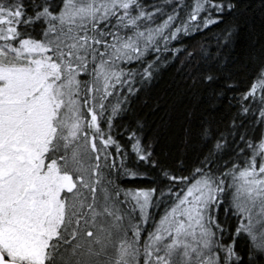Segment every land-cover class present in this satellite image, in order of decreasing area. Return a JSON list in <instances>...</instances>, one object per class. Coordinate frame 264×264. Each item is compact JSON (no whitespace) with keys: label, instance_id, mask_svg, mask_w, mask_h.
<instances>
[{"label":"snow or ice","instance_id":"1","mask_svg":"<svg viewBox=\"0 0 264 264\" xmlns=\"http://www.w3.org/2000/svg\"><path fill=\"white\" fill-rule=\"evenodd\" d=\"M256 16L264 37V0H0V264H264V39L231 56ZM169 67L202 149L130 187L158 165L135 101Z\"/></svg>","mask_w":264,"mask_h":264},{"label":"trees","instance_id":"2","mask_svg":"<svg viewBox=\"0 0 264 264\" xmlns=\"http://www.w3.org/2000/svg\"><path fill=\"white\" fill-rule=\"evenodd\" d=\"M226 24L213 25L210 30H203L194 35L183 37L186 47H199L201 44H209L215 47L216 36ZM261 37V25L259 17L245 18L241 23V29L231 49V56L237 65L246 60L248 52L258 47ZM252 72L241 70L237 75L240 87H247L251 81ZM139 114L149 123V134L156 138L151 140L154 158L158 161L156 167H150L142 161H137L136 166L148 173L144 179H125L124 183L130 187L158 186L164 182L160 174V167L175 168L181 160L192 161L202 149L197 127L193 123L187 124L183 118L185 108L195 104L194 98L187 93L184 81L177 68L169 67L162 70L156 84L147 92L140 94L135 101ZM191 127V133L188 129ZM129 165L133 164L131 157ZM163 212V205L154 212L157 217Z\"/></svg>","mask_w":264,"mask_h":264}]
</instances>
